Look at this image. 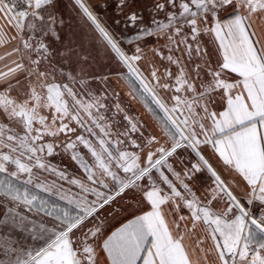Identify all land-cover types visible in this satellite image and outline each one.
Instances as JSON below:
<instances>
[{
	"label": "snow or ice",
	"instance_id": "obj_1",
	"mask_svg": "<svg viewBox=\"0 0 264 264\" xmlns=\"http://www.w3.org/2000/svg\"><path fill=\"white\" fill-rule=\"evenodd\" d=\"M61 3L0 0V264H264V0Z\"/></svg>",
	"mask_w": 264,
	"mask_h": 264
},
{
	"label": "crops",
	"instance_id": "obj_2",
	"mask_svg": "<svg viewBox=\"0 0 264 264\" xmlns=\"http://www.w3.org/2000/svg\"><path fill=\"white\" fill-rule=\"evenodd\" d=\"M3 27H4V21L2 19H0V28H3ZM260 28H261V25L258 23L257 24V31L258 32L260 31ZM149 43L150 44L154 43V41H149ZM5 52H6V49L3 46H0V55H4ZM3 67H4V63L0 62V69H2ZM117 87L121 90V92L123 91L122 93L124 94V97L127 98V92H125L127 90L126 88H128L127 83L123 82L122 85H118ZM141 109H142V105H141ZM134 110H137V103L134 104ZM144 111H145V113L144 112L142 113L141 111H139V112L141 113V115L144 116L145 119H148L149 114L147 115V112L145 109H144ZM69 165H70V168H71V166L74 167V165H71V164H69ZM182 231L185 233L184 243L188 247L190 253L192 254V258L195 260L196 259V248L198 247L197 238L203 237L204 229L201 225L198 224L196 227L195 233H192L190 221H184V222H182Z\"/></svg>",
	"mask_w": 264,
	"mask_h": 264
},
{
	"label": "rangeland",
	"instance_id": "obj_3",
	"mask_svg": "<svg viewBox=\"0 0 264 264\" xmlns=\"http://www.w3.org/2000/svg\"><path fill=\"white\" fill-rule=\"evenodd\" d=\"M63 3H64V0H62V3H61V10H63ZM113 81L115 82L116 81V77H113ZM126 83V82H125ZM123 84V82H118L116 85L118 86V85H122ZM127 90L125 91V92H128V88H126ZM123 92V91H122ZM126 96V95H125ZM125 98V97H124ZM125 99H127V98H125ZM143 109V110H142ZM142 109H141V103H137V110L138 111H141L142 113L144 112L145 113V111H144V108L142 107ZM148 115V114H147ZM63 163H66V164H70L67 160H65V161H63ZM69 167H70V165H69ZM71 167H73V166H71Z\"/></svg>",
	"mask_w": 264,
	"mask_h": 264
}]
</instances>
